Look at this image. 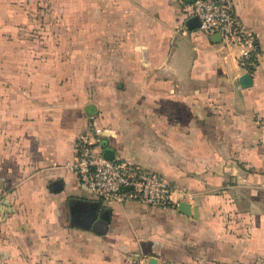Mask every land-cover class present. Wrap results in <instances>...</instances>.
<instances>
[{
    "label": "crops",
    "instance_id": "0c3cea01",
    "mask_svg": "<svg viewBox=\"0 0 264 264\" xmlns=\"http://www.w3.org/2000/svg\"><path fill=\"white\" fill-rule=\"evenodd\" d=\"M46 1L24 56L25 0H0V264H264V0H232L259 42L248 84L183 0ZM89 115L102 150L175 185L173 206L79 181Z\"/></svg>",
    "mask_w": 264,
    "mask_h": 264
},
{
    "label": "built area",
    "instance_id": "2783aa9c",
    "mask_svg": "<svg viewBox=\"0 0 264 264\" xmlns=\"http://www.w3.org/2000/svg\"><path fill=\"white\" fill-rule=\"evenodd\" d=\"M187 11L199 21V31L220 36L219 44L247 73L260 56L257 34L236 14L232 0H193ZM259 144L264 148V122L257 118ZM102 127L94 115L88 116L87 129L78 136L73 159L67 167L79 181L104 201H136L149 206H173L175 185L162 174L139 164L103 155ZM1 198V196H0Z\"/></svg>",
    "mask_w": 264,
    "mask_h": 264
},
{
    "label": "rangeland",
    "instance_id": "374dc122",
    "mask_svg": "<svg viewBox=\"0 0 264 264\" xmlns=\"http://www.w3.org/2000/svg\"><path fill=\"white\" fill-rule=\"evenodd\" d=\"M25 9H28L27 17L30 20V25L34 27L22 33L24 41V56L28 53L32 54L31 41L36 40L41 44L45 40V35L49 34L41 28L49 22L48 20V1L46 0H25ZM50 19V18H49ZM41 28H39L38 26ZM44 45V44H43ZM11 47V46H10ZM27 66V65H26Z\"/></svg>",
    "mask_w": 264,
    "mask_h": 264
},
{
    "label": "water",
    "instance_id": "95a60500",
    "mask_svg": "<svg viewBox=\"0 0 264 264\" xmlns=\"http://www.w3.org/2000/svg\"><path fill=\"white\" fill-rule=\"evenodd\" d=\"M185 1L186 3H191L193 0H183ZM212 38L219 41L220 40V36L218 34H214L212 35ZM240 81L243 83V84H248L250 82V74L249 73H245L243 74L241 77H240ZM103 155H105L106 157H109V158H112L111 155H109V152H108V149L104 148L103 149ZM187 204L185 202H180L179 203V209L184 212V213H187Z\"/></svg>",
    "mask_w": 264,
    "mask_h": 264
},
{
    "label": "trees",
    "instance_id": "16d2710c",
    "mask_svg": "<svg viewBox=\"0 0 264 264\" xmlns=\"http://www.w3.org/2000/svg\"><path fill=\"white\" fill-rule=\"evenodd\" d=\"M248 69H249V72H250V73H252L253 70H254V68L252 69V66H250Z\"/></svg>",
    "mask_w": 264,
    "mask_h": 264
}]
</instances>
